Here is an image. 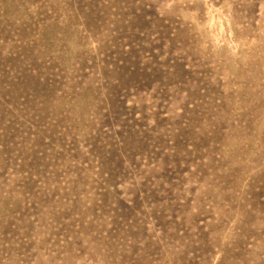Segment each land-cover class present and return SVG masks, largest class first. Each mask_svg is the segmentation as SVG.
Returning <instances> with one entry per match:
<instances>
[{
  "label": "rangeland",
  "instance_id": "obj_1",
  "mask_svg": "<svg viewBox=\"0 0 264 264\" xmlns=\"http://www.w3.org/2000/svg\"><path fill=\"white\" fill-rule=\"evenodd\" d=\"M0 264H264V0H0Z\"/></svg>",
  "mask_w": 264,
  "mask_h": 264
}]
</instances>
